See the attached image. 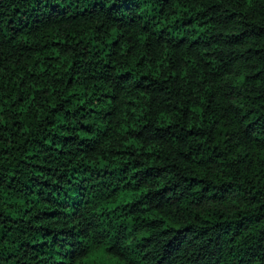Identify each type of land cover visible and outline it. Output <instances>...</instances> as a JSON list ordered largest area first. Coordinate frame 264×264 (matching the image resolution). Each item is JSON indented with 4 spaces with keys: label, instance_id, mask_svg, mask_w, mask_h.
<instances>
[{
    "label": "trees",
    "instance_id": "obj_1",
    "mask_svg": "<svg viewBox=\"0 0 264 264\" xmlns=\"http://www.w3.org/2000/svg\"><path fill=\"white\" fill-rule=\"evenodd\" d=\"M0 264H264V0H0Z\"/></svg>",
    "mask_w": 264,
    "mask_h": 264
}]
</instances>
